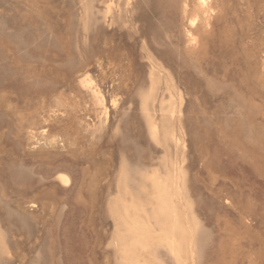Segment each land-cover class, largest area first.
Here are the masks:
<instances>
[{
	"label": "rangeland",
	"instance_id": "obj_1",
	"mask_svg": "<svg viewBox=\"0 0 264 264\" xmlns=\"http://www.w3.org/2000/svg\"><path fill=\"white\" fill-rule=\"evenodd\" d=\"M195 5L0 0V264H264V0Z\"/></svg>",
	"mask_w": 264,
	"mask_h": 264
},
{
	"label": "bare ground",
	"instance_id": "obj_2",
	"mask_svg": "<svg viewBox=\"0 0 264 264\" xmlns=\"http://www.w3.org/2000/svg\"><path fill=\"white\" fill-rule=\"evenodd\" d=\"M208 1L209 0H196V5L195 7L192 8L191 10V14L192 16L189 18L188 20V27H189V30H187V33L190 34L191 38H192V34L191 32L193 31H196L197 29H199L201 27V25L203 26L202 22H205L206 25L208 26L210 24V13H213V11L211 12V7L208 5ZM216 1V0H215ZM192 2V1H191ZM183 12L186 13L187 12V5L186 4H183ZM213 7V6H212ZM181 11V10H180ZM205 25V26H206ZM206 26V27H207ZM222 28V27H221ZM205 29H203L204 31ZM202 31V32H203ZM207 31V30H206ZM186 32V31H185ZM187 34V35H188ZM221 35V34H220ZM195 39V38H193ZM193 42V41H192ZM191 45V44H190ZM190 47V46H189ZM192 51V49H191ZM190 51V52H191ZM153 63V61L151 62ZM204 64V63H203ZM152 65V64H151ZM155 65H156V62H155ZM159 66V65H158ZM154 67H157V66H154ZM152 80L150 79V82ZM153 83L155 84V81H153ZM151 84V83H150ZM158 84V82H157ZM153 85V84H151ZM155 88L157 87V85H153ZM152 87V86H151ZM145 101V102H144ZM142 102H144L146 105H147V99L144 100ZM145 106V105H144ZM143 106V109H145ZM142 109V110H143ZM148 112V110H145ZM144 112V110H143ZM145 115H147V118H148V115L150 114H146V112L144 113ZM144 115V116H145ZM146 117V116H145ZM146 118V119H147ZM151 118V116H150ZM65 181V180H64ZM66 182V181H65ZM175 251L178 255L179 258H182V261L179 262V264H186V260H184V255L185 253H183L184 255H182V251L181 249L178 247L175 248Z\"/></svg>",
	"mask_w": 264,
	"mask_h": 264
}]
</instances>
